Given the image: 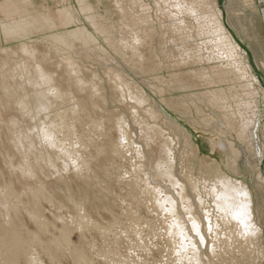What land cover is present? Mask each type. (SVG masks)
<instances>
[{"label": "rangeland", "instance_id": "1", "mask_svg": "<svg viewBox=\"0 0 264 264\" xmlns=\"http://www.w3.org/2000/svg\"><path fill=\"white\" fill-rule=\"evenodd\" d=\"M178 3L195 11L182 12ZM216 9L258 80L256 108L255 102L242 105L249 100L242 87L249 79L232 69L206 26L211 24L204 22L210 15L215 21ZM23 44L32 51L23 53ZM67 61L77 67L76 74ZM38 66L64 97L50 94L51 107L36 114V92L48 87L27 82ZM115 73L131 93L143 97V104L120 90ZM77 78L90 88L95 84L97 95L76 85ZM218 93L225 98L216 100ZM17 101L31 107L29 116ZM225 111L254 116V151L227 127ZM64 112L67 122L55 134L65 137L69 154L35 135L36 126L58 120ZM97 121L102 127L94 125ZM26 136L34 148L16 149L18 139ZM225 139L240 150L235 172L228 150L219 145ZM168 152L174 177L189 184L187 173L199 185L202 203L191 188L182 198L178 184L158 176L156 163H167ZM46 156L53 158L52 165ZM216 164L248 186L261 231L252 255L237 264H264V0H0V199L12 207L8 231L1 219L9 217L0 209V237L5 234L13 253L21 252L18 262L26 264L34 251L42 264H208L206 250L215 264H224L210 248L219 253L244 238L234 225L233 240L228 238L231 228L218 225L220 217L203 189V177L211 180ZM23 166H31L32 175ZM165 198L175 203L173 214L166 211ZM190 198L197 206L188 212ZM191 218L202 224L204 244L189 224ZM174 220L186 227V237L175 232ZM192 243L201 251L200 263L189 260Z\"/></svg>", "mask_w": 264, "mask_h": 264}, {"label": "bare ground", "instance_id": "2", "mask_svg": "<svg viewBox=\"0 0 264 264\" xmlns=\"http://www.w3.org/2000/svg\"><path fill=\"white\" fill-rule=\"evenodd\" d=\"M181 5L178 3V6H180L179 8L181 9L182 12H183V10L184 11H187V12H192V13H193V11H195V9L192 6L183 7ZM211 16L212 15H210V17ZM210 17L204 18V22H206V23L209 22L211 24V25H207L206 24V26L211 31V33L214 34L215 38L217 39V43L215 45L220 50H222V53L220 51H218V52H220L222 55L225 54L227 60L231 61V64L230 65H231L232 69L234 71H238L237 72L238 75H240L242 77L243 76H246L249 79V82L248 83L242 85V87L245 88L244 93H245L246 96L249 97L248 98L249 100H244L245 102L242 101V105H244L245 108H248L251 103L255 102V104H254L253 107L256 108V104L259 101H257L258 98L254 94V86L258 83V80L251 73V67L248 64L247 59H246L244 53L241 52V49H240L239 45L233 39V37L231 36V34L225 29V27H224V25L222 23V20H221L222 19L221 18V11L219 9H216L215 10V18H216L215 21H212ZM197 18H198V16H197ZM30 48H31L30 46H25L23 44L21 46V51L23 53H26L27 54V53H30L32 51V49H30ZM216 53H217V51H216ZM216 57H217V55H216ZM67 66L69 67V69H70L71 72H73V73L76 74L77 67L76 66H73V64H72L71 61L70 62L67 61ZM232 69H230V70H232ZM214 71H215V69H214ZM35 74H36V76L27 78V82L28 83H31L33 85H37L38 84V85L48 86L47 89L45 88L46 90L40 88L39 91L36 92L35 99H34L35 105L33 106L34 107L33 109H34L35 113L38 114V113H40V112H42L44 110H47L48 108L51 107V100L49 98L50 94L54 97V99H57V100L61 99L62 101H63L64 94H61L60 91H59V89L56 88L54 85H52V78H51V76H49V74L45 73V71H43L41 69V67H39V66L36 67ZM219 79H220V77H219ZM113 80H114V82L117 84V86L120 88V90L123 93L124 92H128V96H129L130 99L135 100V102L137 104H143L142 103V102H144L143 97L141 95H139V94L136 95L133 92L131 93V91H130L131 88H130L129 84L128 83H125L124 81H122V79H121V77H120L119 74L115 73L114 74V77H113ZM75 83H76V85H78L79 87H82V88H84V86L85 87H88L90 89V93L91 94L97 95L98 88L96 87L95 84L93 85V83H92L91 85H92L93 88H90L91 87L90 85H85V82L83 80H81V79H78V78L76 79ZM67 97L69 99H72L73 98L71 95H68ZM126 97H127V95H126ZM222 97H224V94L218 93V95H217V98L218 99L216 98V100H219L220 101V99ZM33 104L34 103H32V105ZM16 105L18 106L19 110L21 111V113L24 116H29L31 107H29L26 102H24V101H17L16 102ZM73 108H74V106H73ZM66 113L64 112L62 114H58L57 115V117L59 118V119L57 118L58 120H51V121H49L47 123L45 122L44 125H41V126L38 125L39 127L36 126L35 127V135H36L37 139L40 142H44L45 144H47L48 146L53 147V148L62 149V150H64L63 152H65L66 154H69L70 151L67 150V148H66V146L64 144V140H63V139H65V137L63 139L62 138L60 139V138H57V136L55 134L57 132H60L63 129V123L65 121L67 122V120H65V121L63 120L64 119L63 117H65L67 115ZM153 114L154 113H151V116L152 117L155 116V114L154 115ZM254 115H256V114H254ZM224 118L226 120L225 123H226L227 127L235 132V134H236L237 138L240 140V142L243 143V144H245L246 147H247V149L249 151L253 150L254 149L253 139H255V138H254V135H253L254 133H252L251 127H252V125H254V122H255L254 116L252 115L251 117H249V115H247V114H244V115H237L236 114L235 115V113H233V112L225 111L224 112ZM53 119H56V116ZM66 122H65V124H66ZM118 123H119V129H120V132H121V136L124 137L125 134L122 131L121 121H119ZM101 124L102 123L99 122V121H97V122L94 123V125L96 127H98V128L102 127ZM70 132H71V129H69L68 135H69ZM72 140L73 139H71V141ZM219 145L222 148H225L226 150H228V153H229L228 164H229L230 168L235 172L237 170V160L240 157V150L238 148H235L233 142H231L230 140H227V139L221 140L220 143H219ZM15 148L18 149V150H19V148H22V149H25L27 151H31L34 148V142L32 141V139H30L29 136H26L25 139H18V141H17V143L15 145ZM60 155L63 156V157H65L62 154H60ZM168 156H169L168 157L169 160L167 161V163L164 164V163H162L160 161L156 163V170H157L158 176L167 179L171 184H175V185L178 184L179 185L178 194L182 198H186V195L185 194H188V193H185L186 192V188L187 187H188V189L191 188L190 190H192L193 192H195L194 195H193V198H194V196H196V200L199 203H202V197L203 196L198 191V186L199 185L196 184V183H194V182H192V179L187 175V173H186L187 176L185 174L184 175H185V178H186L185 180H187V182L189 184H183V185H182V183L179 184L178 183L179 180H177L174 177V174H173V171H172L171 156H170L169 152H168ZM40 157H42V156H40ZM46 157H47V160H48L49 164L52 165L53 164V158L51 160L50 159V156L49 157L46 156ZM43 159H45L44 156H43ZM30 167H28V166L24 167L23 166V168H25V169H22V168H20V169H22L23 171H25L26 174H31L33 171H32V169H30ZM256 168H258V167L256 166ZM212 172H213V178L211 180H208V178L206 176L203 177L204 178L203 189H204L205 193L208 196L211 197V200L213 202V206L216 209L215 212H217L218 213V216L220 217L221 223L219 221L218 225L219 224L222 225V223H224V225L225 226H228L229 229L232 227V225H234L235 231H237V234H239L242 238H244V242L243 241H239L237 239L236 240L235 239L233 240L232 233L234 232V230H232V228H231V230L229 232L230 234H229V237L228 238H230L231 240H233L232 245L229 244L230 246H228V244H227V246H225L222 250H220L219 253H216L213 248H210V252H211L210 254L212 256H214V257H217V260L222 259L223 262H224V264H237L241 260H243L245 262V260H248V255L251 254L250 253V248H251L252 245H254V243H255L254 241L255 240L260 241V238H261V231L256 226V224L254 222V209H253L252 194H251V192H250V190H249V188H248V186L246 184H244L241 181H238L237 179H233V178L229 177L225 172L222 171V169H221V167L219 165H217V164L214 165L213 168H212ZM261 180H262V177H261V174L259 173L258 174V177H257V182L258 181H261ZM164 201H169V204L167 206H165V209H166V211L168 210L169 213L171 212V214H173V212L175 211V208H176L175 207V203L173 202V200L172 199L165 198ZM194 205L197 206V204L195 203V199H191L190 198L186 202L185 208L189 212L190 210L192 211V207ZM208 205H209V203H208ZM160 206H163L162 203H160ZM206 207H207V205H206ZM11 208H12L11 205L8 203L7 200H5V197H3L2 199H0V209H4L5 210V213H6V216L9 217V219H6V218L1 219L3 221L2 222L3 225L2 224L1 225L3 226V229L4 230H7V226H9L10 224H12L11 223L12 220H11V217L9 215V212H10V209ZM15 209L17 210V208H15ZM18 212H19V210H18ZM205 215H206V219H208L207 214H205ZM177 218H179V217H177ZM80 220H81V218H80ZM82 220L85 221L84 218ZM215 221H216V223L218 222L216 219H215ZM73 222H71V225H73L72 224ZM190 222H191V226H192L193 230L197 233V236H198V238L200 240V241L199 240L198 241L201 242V244H204L206 239H205V237H204V235L202 233V224L198 220H196L195 218H191L190 221H189V224H190ZM76 223H78V221ZM88 223H90V222H88ZM88 223H85V224H88ZM174 223H175V232L178 235L182 236V237H186L187 234L184 231V230H186V229H184L186 227L183 228V225L180 224V222H178L177 220H174ZM207 224H208V227H207L208 229H211L213 227V226L211 227V223H209L208 221H207ZM215 225L218 227L217 224H215ZM77 226H75V227L77 228ZM73 228L71 226L68 229L70 230V232H72L71 230ZM78 228H81V227H78ZM82 229H85V228H82ZM82 229H80V230H82ZM167 229H166V231H167ZM229 229H227V230H229ZM215 230L217 231V233L219 232L218 229H215ZM70 232L66 234V236H65V239L66 240H68V237L70 236L69 235ZM102 232L104 233V231H102ZM156 232H158V231H156ZM213 232H214V234L216 233L215 231H213ZM218 234H220V232ZM233 235H236V234H233ZM2 236L5 237V234H3ZM2 236L0 237V264H21L17 260V257H19V255L21 254V252L18 251L17 254H15L11 250H9L7 248V246H6V244H5L4 238ZM219 237L220 236H218L216 238H219ZM234 238H237V237L234 236ZM224 239H223V241L226 242V240H224ZM17 242H19V241H17ZM171 242L174 243L172 240H171ZM222 246H223V244H222ZM222 246H220V248ZM213 247H216V246H213ZM258 247H260V246H258ZM205 251H204V255L207 258L206 260H207L208 264H215V260L214 259H211L210 258V255L208 253H206ZM260 251H261V254L263 256L264 255L263 254V251L262 250H260ZM12 253H13V256H14V260L12 259L13 256H11ZM200 253H201V251L199 250V247L192 243V246L190 247V257H189V260H192L194 263H196V262L200 263V261H201V259H199V256H201ZM202 255H203V253H202ZM255 256H254V258H255ZM214 257H212V258H214ZM258 260H259V258H258ZM259 262H260V260H259ZM26 264H42V263L40 262L39 256L37 255V253L34 252V251H31L30 254H28L27 257H26Z\"/></svg>", "mask_w": 264, "mask_h": 264}]
</instances>
